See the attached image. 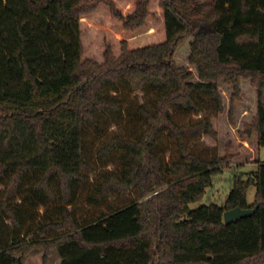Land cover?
Listing matches in <instances>:
<instances>
[{
  "label": "trees",
  "instance_id": "16d2710c",
  "mask_svg": "<svg viewBox=\"0 0 264 264\" xmlns=\"http://www.w3.org/2000/svg\"><path fill=\"white\" fill-rule=\"evenodd\" d=\"M241 78L261 149L264 0H0V264H264V160L201 203L229 162L218 84L232 121ZM237 206L258 207L226 224Z\"/></svg>",
  "mask_w": 264,
  "mask_h": 264
},
{
  "label": "rangeland",
  "instance_id": "374dc122",
  "mask_svg": "<svg viewBox=\"0 0 264 264\" xmlns=\"http://www.w3.org/2000/svg\"><path fill=\"white\" fill-rule=\"evenodd\" d=\"M191 37H186L178 46L175 53V60L180 67L192 71L191 81H198L196 67L189 62L191 52ZM218 89L223 97L224 110L214 120L217 130V140L206 139L207 143L217 146L220 156L229 157V162L224 171L214 177L213 185L208 188L205 198L201 203L215 202L224 205L233 186V175L242 173V177L247 180L254 175L260 163L264 160V147L258 148L257 134L244 136L242 132L247 124H251L257 112V92L251 84L250 79H240L241 100L234 105L232 121L230 118L231 96L233 87L223 81L219 82ZM256 187L251 186L247 193L249 203L255 201ZM200 203L191 204L192 208L199 206ZM87 205L84 198H80L75 210L79 213L86 212ZM43 249L32 250L25 258L24 264H44ZM59 254L52 250L46 264H60Z\"/></svg>",
  "mask_w": 264,
  "mask_h": 264
},
{
  "label": "water",
  "instance_id": "95a60500",
  "mask_svg": "<svg viewBox=\"0 0 264 264\" xmlns=\"http://www.w3.org/2000/svg\"><path fill=\"white\" fill-rule=\"evenodd\" d=\"M258 206L252 208H242L240 206L224 211V222L226 224L234 223L241 218L252 215Z\"/></svg>",
  "mask_w": 264,
  "mask_h": 264
},
{
  "label": "crops",
  "instance_id": "0c3cea01",
  "mask_svg": "<svg viewBox=\"0 0 264 264\" xmlns=\"http://www.w3.org/2000/svg\"><path fill=\"white\" fill-rule=\"evenodd\" d=\"M56 251V250H55ZM57 252V251H56ZM24 262H25V260H24Z\"/></svg>",
  "mask_w": 264,
  "mask_h": 264
}]
</instances>
